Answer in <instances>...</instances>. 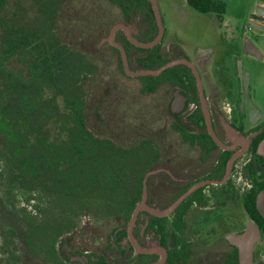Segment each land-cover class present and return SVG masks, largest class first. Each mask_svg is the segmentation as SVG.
Returning a JSON list of instances; mask_svg holds the SVG:
<instances>
[{"label":"flooded vegetation","instance_id":"1","mask_svg":"<svg viewBox=\"0 0 264 264\" xmlns=\"http://www.w3.org/2000/svg\"><path fill=\"white\" fill-rule=\"evenodd\" d=\"M221 1L187 3L211 14L223 27L224 17L214 8ZM59 3L65 8L63 22L49 15L50 31L45 35L53 44L57 41L67 59L80 62L78 91L84 116L101 141L96 158L83 163L99 165V176L95 178L85 166L76 194L79 202L68 203L66 216L52 231L53 249L33 252L20 242L13 248L17 264H27L31 258L39 264H241L239 247L229 235L245 228L238 209H244V194L252 186V147L255 137L264 132V120L250 115L251 95L245 92L236 63L235 82L226 75L231 70L227 57L236 56L233 49H226L223 59L216 61L226 88L224 98L238 93L236 112L234 108L227 112L208 82L200 89L189 64L198 65L195 51L200 49L168 32L160 0ZM260 7L248 15L254 26L264 21L256 18ZM35 32L33 36L38 35ZM69 38L85 43L86 50L75 47ZM246 43L239 49L251 53ZM207 63L204 56L200 65ZM143 70L149 73L142 74ZM133 80L141 82L148 98L141 112L131 99ZM92 91L97 99L92 110L97 115L95 126L86 103ZM140 113L145 117L133 122ZM225 121L249 141L229 136ZM210 129L233 147L217 143ZM105 165L123 168L117 169L118 177H110ZM254 167L264 179L262 164L254 161ZM16 208L23 210L17 204ZM38 208L31 211L36 217ZM260 244L253 253L255 264H264Z\"/></svg>","mask_w":264,"mask_h":264},{"label":"trees","instance_id":"2","mask_svg":"<svg viewBox=\"0 0 264 264\" xmlns=\"http://www.w3.org/2000/svg\"><path fill=\"white\" fill-rule=\"evenodd\" d=\"M61 1L29 0L22 5L18 0H0V186L6 187L0 192V235L1 253L10 255L0 257V264H17L13 248L20 242L33 252L53 249L52 231L66 216L68 203L79 202L76 194L85 166L95 178L99 176V165L83 163L96 158L101 141L84 116L78 91L80 62L67 59L57 41L53 44L45 35L50 31L49 15L63 22ZM214 8L223 18L227 1ZM263 139L264 132L254 139L252 186L244 194L243 206L264 233V215L257 206L264 179L254 167V161L264 167V156L258 152ZM105 167L110 177H118L117 169L123 168ZM21 189L28 203L39 206L40 218L26 207L17 211L15 191Z\"/></svg>","mask_w":264,"mask_h":264},{"label":"rangeland","instance_id":"3","mask_svg":"<svg viewBox=\"0 0 264 264\" xmlns=\"http://www.w3.org/2000/svg\"><path fill=\"white\" fill-rule=\"evenodd\" d=\"M227 1V10L224 14V24L223 27L217 25V23L213 20H210L208 14L200 13L199 11H191L189 8L186 9L184 3L186 0H160L161 10L164 15V23L171 35H178L181 37L189 47L196 46H208L216 43L217 41L222 40L227 48L228 52L232 50V53L236 54L229 55L226 60V64H228L231 68L230 75L226 73L227 77L233 79L235 82V63L237 65L238 60H242L243 67L245 71L249 73V93L251 95V101L260 109L262 113V117L264 120V25L254 26L248 22V15L250 11L259 6L264 0H226ZM251 27L250 29L248 27ZM225 31V32H224ZM73 45L75 47L81 48V46L86 50L85 43L82 45L80 40H72ZM251 41L259 50V55L251 54L243 52L239 49V45L242 43H246L247 41ZM68 41V40H67ZM86 41V40H84ZM83 41V42H84ZM227 50L216 54L213 57L212 62V75L215 78L214 81L217 83V86L221 89L222 94L219 98L220 103L226 106V111L229 112L230 108H234L236 112L235 103L238 100L237 90L235 94L232 95L231 99L224 98L226 95V88L223 85L222 77L219 74L220 65H216L217 60L223 59ZM103 62H108L106 55L103 56ZM101 58V59H102ZM107 60V61H106ZM221 73V72H220ZM222 74V73H221ZM123 78V76H121ZM125 89H127L128 83L124 82ZM141 82L139 80L131 81V91H132V100H134V105L136 108H140V112L143 108H145V103L148 101L147 96L141 90ZM219 90V89H218ZM234 91V92H235ZM92 91L93 96L90 95L87 97L86 103L88 104V115L90 119V123L92 125H96L97 115L92 110L95 109L97 104V99ZM91 94V95H92ZM230 101V102H229ZM230 103V104H229ZM91 111V112H90ZM234 112V113H235ZM142 116V113L135 114L136 119L132 121L136 123L137 117ZM127 124V121H122ZM3 125V122H1ZM5 185L0 186V192L3 193L5 191ZM22 192V193H21ZM15 201L14 203L17 206H20L18 209L25 208L27 211H35V205L37 203H32L31 201L28 203L24 198L27 196L25 192L21 189L15 191ZM25 203V204H24ZM33 208V209H32ZM21 210H19L20 212ZM238 215L240 216V223L242 226H245V221L247 220V215L245 210L240 207L238 209ZM3 239L0 235V257L6 256L3 255L2 247H3ZM261 249H264V240L259 245ZM22 250V249H21ZM27 264H39L34 259H28Z\"/></svg>","mask_w":264,"mask_h":264},{"label":"water","instance_id":"4","mask_svg":"<svg viewBox=\"0 0 264 264\" xmlns=\"http://www.w3.org/2000/svg\"><path fill=\"white\" fill-rule=\"evenodd\" d=\"M184 6L186 9H190L191 11H195L193 8H191L186 0V3H184ZM201 13V12H200ZM207 14V13H205ZM210 20H213L217 23V19L212 16L211 14H208ZM260 20H264V7H260V11L257 14V17ZM218 25V23H217ZM246 46L248 50L256 55H259V50L256 47L255 44H253L251 41H247ZM192 49L199 48V51H195L197 54V64L190 62V66L193 68V71L197 77L198 85L200 89L203 88L204 81L208 82L210 86H212V91L214 92L215 96L221 97L222 91L221 89L217 86V83L214 81V77L212 75V62H213V57L216 54H219L220 52L226 50L227 46L226 44L219 39L214 44L208 45V46H194L190 47ZM202 51V52H201ZM204 56L208 57V63L206 66L200 65V62ZM237 71L238 75L241 79L245 80V92H249V73L244 70L243 68V62L242 60H238L237 63ZM142 74L149 73L148 70H143L141 71ZM219 89V90H218ZM243 106V102H242ZM243 108V107H242ZM207 112V110H206ZM250 115L251 117L255 115L258 119L262 117V113L260 109L252 102L251 103V108H250ZM254 122V121H253ZM225 128L227 129L229 136L232 138L238 139L239 141H249V137H246L238 128L234 127L229 123V121L224 122ZM213 137L223 147L231 148L233 146H226L221 139L217 136V134L210 129ZM247 220L245 221V228L241 232H232L229 235L230 240L236 244L239 247V256H240V263L241 264H255L254 258H253V253L255 250V247L258 243H262L264 240V233L262 232L261 228L255 223V221L250 218V216L247 214Z\"/></svg>","mask_w":264,"mask_h":264},{"label":"crops","instance_id":"5","mask_svg":"<svg viewBox=\"0 0 264 264\" xmlns=\"http://www.w3.org/2000/svg\"><path fill=\"white\" fill-rule=\"evenodd\" d=\"M259 6L264 7V2L261 3ZM262 25H264V21H263ZM258 152L264 156V139L259 144ZM257 206H258L260 212L264 215V189L259 193V195L257 197Z\"/></svg>","mask_w":264,"mask_h":264}]
</instances>
